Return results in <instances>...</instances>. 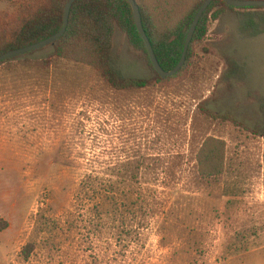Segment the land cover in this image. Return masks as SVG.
<instances>
[{
    "label": "rangeland",
    "instance_id": "rangeland-1",
    "mask_svg": "<svg viewBox=\"0 0 264 264\" xmlns=\"http://www.w3.org/2000/svg\"><path fill=\"white\" fill-rule=\"evenodd\" d=\"M38 1L0 0V26ZM207 16L167 78L115 27L117 67L143 89L113 87L60 39L0 63V264H264V33L221 3ZM209 137L224 143L216 177L199 172Z\"/></svg>",
    "mask_w": 264,
    "mask_h": 264
},
{
    "label": "trees",
    "instance_id": "trees-1",
    "mask_svg": "<svg viewBox=\"0 0 264 264\" xmlns=\"http://www.w3.org/2000/svg\"><path fill=\"white\" fill-rule=\"evenodd\" d=\"M48 1L39 0L29 20L21 22L18 27L13 29L10 25L0 26V55L40 42L62 28V14L68 0ZM161 1L166 10H162L164 12L153 18L152 14L136 0L141 10L144 29L159 63L164 70L170 71L180 61L189 27L205 0L195 1L197 4L192 9L180 12L175 22L172 21L171 15L175 13L173 5L178 0ZM220 3L230 9H238L243 31L253 36L264 33L263 7L235 8L228 6L222 0H214L200 20L192 42L206 35L207 15L214 6ZM218 13L213 14V17ZM116 26L126 32L131 45L146 54L151 62L146 44L135 25L132 8L125 0H77L71 9L66 33L60 38L61 42H66L65 49H61L58 53L68 59L93 65L117 89L148 87L150 82L147 78H127L117 67L116 59L112 54V36ZM190 57L191 45L185 65L188 64ZM234 65L233 74L240 69L235 62ZM159 76L156 80L163 81ZM198 165L202 176L216 177L222 174L224 171L223 141L213 137L206 139L198 155ZM106 188L108 189L107 186ZM116 188L112 192L100 188L97 190L99 191L98 197L101 196L100 199L108 198V196L114 198L117 193ZM103 191L109 193L108 196ZM0 223V231H2L8 224L4 221Z\"/></svg>",
    "mask_w": 264,
    "mask_h": 264
},
{
    "label": "water",
    "instance_id": "water-1",
    "mask_svg": "<svg viewBox=\"0 0 264 264\" xmlns=\"http://www.w3.org/2000/svg\"><path fill=\"white\" fill-rule=\"evenodd\" d=\"M76 1L77 0H68L67 3L65 4L64 14H63V26L57 33L51 35L50 37H48V38H46L40 42L31 44V45L26 46V47H22L19 49H14V50L8 51V52L0 55V63L4 62L6 60L12 59L14 57L24 55V54L29 53L31 51L41 49L47 45L54 44L56 41H58L66 33V30H67L68 25H69L71 9H72V6L74 5V3ZM125 1H127L132 8V13H133L135 25H136L138 31L140 32V34H141V36H142V38L146 44L152 65H153L154 69L156 70V72L162 78H167V77H170V76L177 74L182 69V67L185 65L188 50H189V47H190L192 40L194 38L198 24L214 0H205V2L202 4V6L197 11V13H196V15H195L190 27H189L180 61L176 65V67L170 71L164 70L159 63V60L155 54L153 45H152V43H151V41H150V39H149L145 29H144L141 10H140V7L137 4L136 0H125ZM222 1L225 4H227L228 6L235 7V8H248V7H263L264 8V0H222Z\"/></svg>",
    "mask_w": 264,
    "mask_h": 264
}]
</instances>
